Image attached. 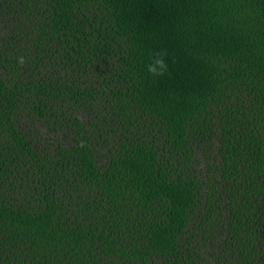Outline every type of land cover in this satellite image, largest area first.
Here are the masks:
<instances>
[{
	"label": "trees",
	"instance_id": "obj_1",
	"mask_svg": "<svg viewBox=\"0 0 264 264\" xmlns=\"http://www.w3.org/2000/svg\"><path fill=\"white\" fill-rule=\"evenodd\" d=\"M0 264H264V0H0Z\"/></svg>",
	"mask_w": 264,
	"mask_h": 264
},
{
	"label": "clouds",
	"instance_id": "obj_2",
	"mask_svg": "<svg viewBox=\"0 0 264 264\" xmlns=\"http://www.w3.org/2000/svg\"><path fill=\"white\" fill-rule=\"evenodd\" d=\"M166 69V64L162 58L155 60L154 64L148 66V70L154 74H161Z\"/></svg>",
	"mask_w": 264,
	"mask_h": 264
}]
</instances>
